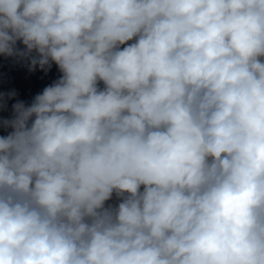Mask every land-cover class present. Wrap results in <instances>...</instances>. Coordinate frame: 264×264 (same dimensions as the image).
Instances as JSON below:
<instances>
[{
	"label": "clouds",
	"instance_id": "clouds-1",
	"mask_svg": "<svg viewBox=\"0 0 264 264\" xmlns=\"http://www.w3.org/2000/svg\"><path fill=\"white\" fill-rule=\"evenodd\" d=\"M0 55L60 73L0 92V264H264V0H0Z\"/></svg>",
	"mask_w": 264,
	"mask_h": 264
}]
</instances>
